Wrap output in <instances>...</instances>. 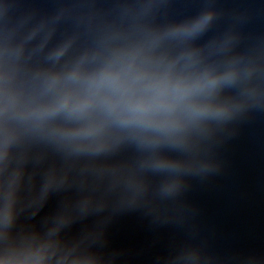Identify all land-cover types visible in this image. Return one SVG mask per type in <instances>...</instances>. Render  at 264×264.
<instances>
[{
    "label": "water",
    "instance_id": "95a60500",
    "mask_svg": "<svg viewBox=\"0 0 264 264\" xmlns=\"http://www.w3.org/2000/svg\"><path fill=\"white\" fill-rule=\"evenodd\" d=\"M0 264H264V0H0Z\"/></svg>",
    "mask_w": 264,
    "mask_h": 264
},
{
    "label": "clouds",
    "instance_id": "9594fccd",
    "mask_svg": "<svg viewBox=\"0 0 264 264\" xmlns=\"http://www.w3.org/2000/svg\"><path fill=\"white\" fill-rule=\"evenodd\" d=\"M209 18H210V17H205L202 21L199 22V25H197V26H201V25H203L204 23L207 22V20H208ZM135 110H137V111L141 110L140 106H137V108H136Z\"/></svg>",
    "mask_w": 264,
    "mask_h": 264
}]
</instances>
